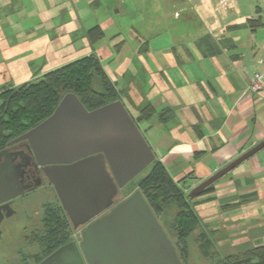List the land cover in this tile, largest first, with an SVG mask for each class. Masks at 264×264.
Listing matches in <instances>:
<instances>
[{
    "label": "rangeland",
    "instance_id": "1",
    "mask_svg": "<svg viewBox=\"0 0 264 264\" xmlns=\"http://www.w3.org/2000/svg\"><path fill=\"white\" fill-rule=\"evenodd\" d=\"M220 1L205 0L209 7L228 11L232 0L222 4ZM240 1L243 5L254 2ZM73 2L0 0V90L22 85L85 56L95 55L110 74L116 92L137 116L133 108L138 109L144 102L133 95L135 70H150L152 79L160 81V71L185 59L186 49L195 51L196 40L205 31L198 8L203 0H77L76 5ZM246 12L245 5L234 20H239ZM96 25L101 27L104 36L96 44H90L85 32ZM236 25L246 26L240 21ZM123 66L127 71L118 77ZM155 108L159 111L165 106L156 104ZM157 119L155 115L149 120L154 141L167 135ZM143 128L144 124L138 125L144 137ZM172 136L180 145L190 143L180 139L185 135ZM164 151L166 149L163 154ZM195 163L183 156L167 170L174 174ZM263 168L264 148L215 182L213 192L188 200L213 245L205 256L191 238L183 264H223L226 256L239 257L264 245ZM239 169H244L245 174L235 172ZM149 170L147 167L130 181L121 190L118 200L131 195ZM185 184L182 186L188 194L200 182L188 180ZM31 202L26 208L30 216L24 229L23 224L17 225L12 244L0 246V264L19 261L21 256L17 252H26L28 232L30 229L40 231L45 205L57 204V198L51 190L42 199ZM171 238L174 241L173 235Z\"/></svg>",
    "mask_w": 264,
    "mask_h": 264
},
{
    "label": "water",
    "instance_id": "2",
    "mask_svg": "<svg viewBox=\"0 0 264 264\" xmlns=\"http://www.w3.org/2000/svg\"><path fill=\"white\" fill-rule=\"evenodd\" d=\"M20 141H26L39 164L45 165L43 173L74 229L109 210L82 232L79 247L87 264H181L139 191L116 204L121 190L155 160L121 101L87 111L75 95L66 94L50 117L12 142ZM263 148L264 140L188 196H197ZM70 248L83 264L75 243L59 248L49 259Z\"/></svg>",
    "mask_w": 264,
    "mask_h": 264
},
{
    "label": "crops",
    "instance_id": "3",
    "mask_svg": "<svg viewBox=\"0 0 264 264\" xmlns=\"http://www.w3.org/2000/svg\"><path fill=\"white\" fill-rule=\"evenodd\" d=\"M73 3L76 5L77 0ZM245 5L248 12L235 21L238 10ZM209 6L203 0L198 7L205 31L195 44L197 46L200 39L209 37L212 47L205 46V53L199 46L194 47L195 51L186 49L185 59L160 71V81H154L152 71L142 68L135 70L133 81V95H137L138 101L141 99L139 102L148 101L154 107L158 104L174 111L166 124L158 121L159 126L164 125L167 134L161 139L151 140L153 126L149 121L142 123L144 137L155 157L166 169L183 156L187 160L193 159L196 162L193 167L174 174L167 171L175 179L193 172L195 183L205 181L264 140V73L261 91L247 92L252 76L260 70L264 49V0L244 5L240 0H232L228 11ZM239 21L246 26L240 28L236 25ZM248 21L255 23L251 27ZM126 71L124 67L118 77ZM106 74L111 80L110 74ZM121 101L135 118L131 106H127L125 100ZM133 109L137 115L136 107ZM196 125L203 135L201 138L194 129ZM172 135H185L180 139L190 143L180 145ZM196 153L200 156H195ZM235 172L245 174L244 169Z\"/></svg>",
    "mask_w": 264,
    "mask_h": 264
},
{
    "label": "trees",
    "instance_id": "4",
    "mask_svg": "<svg viewBox=\"0 0 264 264\" xmlns=\"http://www.w3.org/2000/svg\"><path fill=\"white\" fill-rule=\"evenodd\" d=\"M254 23V21H248L251 27ZM103 36V31L98 25L85 32V37L90 44H96ZM207 45L211 47L213 45L210 44L209 37L197 42L202 52ZM69 93L75 95L87 111L121 101L114 83L106 74L100 59L95 55L85 56L22 85L6 90L3 88L0 90V150L11 140L20 137L50 117L61 99ZM155 115L160 123L166 124L172 119L174 111L170 107L157 111L151 103L144 101L137 109V116L131 117L138 127L140 123L148 122ZM194 129L197 130V136L201 138L203 135L198 130V125L194 126ZM195 156L200 154L196 153ZM149 167V172L134 189L141 193L170 239L181 264L188 253L191 238L206 256L213 244L189 204V193L186 194L184 188L185 183L193 179V172L184 173L175 179L156 157ZM214 188L213 184L198 195L213 192ZM244 200L248 203L247 198ZM42 223V228L45 230L46 253L67 242L70 225L58 199L57 204L45 205ZM170 234L175 238L174 241ZM223 264H264V245L239 257L226 256Z\"/></svg>",
    "mask_w": 264,
    "mask_h": 264
},
{
    "label": "flooded vegetation",
    "instance_id": "5",
    "mask_svg": "<svg viewBox=\"0 0 264 264\" xmlns=\"http://www.w3.org/2000/svg\"><path fill=\"white\" fill-rule=\"evenodd\" d=\"M12 141L0 150V246L12 244L13 238L11 239V237L17 225L23 224L22 229H24L25 222L29 221L30 215L26 213V208L32 204L31 200L42 199L48 191L52 190L54 192L52 185L43 173L45 165L41 166L39 164L37 158L29 149L27 142ZM16 192H20V194L13 197ZM121 201L123 200H117L116 204ZM108 211H105L95 219L100 218ZM94 220L77 229H74L69 223V238L67 242L50 250L49 253H46L44 228L41 227L40 231L34 232H31L30 229L24 245L26 252L18 250V256H21L19 261L7 264H78V260L74 257L73 249L71 248L57 258L49 259L59 248L70 243L76 244L82 263L87 264L79 243L82 241L83 230Z\"/></svg>",
    "mask_w": 264,
    "mask_h": 264
},
{
    "label": "built area",
    "instance_id": "6",
    "mask_svg": "<svg viewBox=\"0 0 264 264\" xmlns=\"http://www.w3.org/2000/svg\"><path fill=\"white\" fill-rule=\"evenodd\" d=\"M263 73H264V49L262 53V58L260 60V70L257 71L251 78L249 86L247 88V92L249 93H257L261 91L263 85Z\"/></svg>",
    "mask_w": 264,
    "mask_h": 264
}]
</instances>
